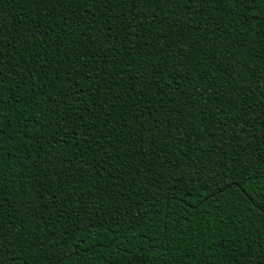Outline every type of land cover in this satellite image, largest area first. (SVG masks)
<instances>
[{
	"label": "trees",
	"instance_id": "1",
	"mask_svg": "<svg viewBox=\"0 0 264 264\" xmlns=\"http://www.w3.org/2000/svg\"><path fill=\"white\" fill-rule=\"evenodd\" d=\"M0 238V264H264V0H0Z\"/></svg>",
	"mask_w": 264,
	"mask_h": 264
},
{
	"label": "snow or ice",
	"instance_id": "2",
	"mask_svg": "<svg viewBox=\"0 0 264 264\" xmlns=\"http://www.w3.org/2000/svg\"><path fill=\"white\" fill-rule=\"evenodd\" d=\"M57 2H59V0H57ZM66 2L68 3L69 6L72 5V0H66ZM142 2H146V3L147 2H155V3L163 2L165 4L174 2L177 6H179L181 0H142ZM183 3L190 8L191 5L195 3V0H183ZM185 16H187V13H185ZM141 26H143V21H141ZM176 63H177V65L182 67L183 66V58L178 57ZM178 75H180L179 68H177L176 74L171 76V80L175 81L176 83H179V80H177ZM180 79H185V77L180 75ZM237 175H239V173H237ZM221 178L226 179L227 177L225 176V177H221ZM212 179H214V177L212 175L205 177L204 178V184H207ZM230 183H235V181L231 180ZM221 187H223V185H221ZM205 191H206V189H205ZM137 227H139V222H137V224L135 226H130V230L135 231V228H137ZM0 243H2V238H0Z\"/></svg>",
	"mask_w": 264,
	"mask_h": 264
}]
</instances>
